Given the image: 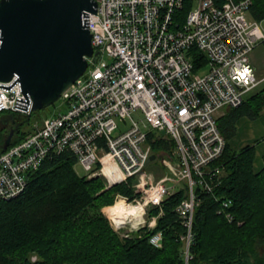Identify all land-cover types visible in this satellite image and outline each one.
<instances>
[{
    "label": "built area",
    "instance_id": "obj_1",
    "mask_svg": "<svg viewBox=\"0 0 264 264\" xmlns=\"http://www.w3.org/2000/svg\"><path fill=\"white\" fill-rule=\"evenodd\" d=\"M93 1L96 12L82 20L96 59L87 58L85 73L59 98V111L0 153V199L21 195L28 174L64 152L76 158L88 179H103L106 189L131 180L133 198L117 195L116 201L140 207L143 216L160 209L180 187L186 196L176 213L187 231L181 237L187 264L196 189L210 193L221 182V169L211 166L225 148L217 120L261 83L251 61L264 41L261 22L250 15L255 0ZM194 53L206 62L196 57V67ZM103 57L109 61H100ZM15 78L0 83V112L30 115V98L13 84ZM137 110L142 125L132 117ZM150 131L174 143L164 161L168 172L159 180L146 171L153 154ZM230 207L223 202L218 214L232 223ZM155 225L153 218L147 227ZM129 231L121 237L128 238ZM151 239L161 246L160 233Z\"/></svg>",
    "mask_w": 264,
    "mask_h": 264
},
{
    "label": "trees",
    "instance_id": "obj_2",
    "mask_svg": "<svg viewBox=\"0 0 264 264\" xmlns=\"http://www.w3.org/2000/svg\"><path fill=\"white\" fill-rule=\"evenodd\" d=\"M250 15L264 21V0L253 2ZM196 57L206 62L194 53L196 67L200 65ZM263 113L264 87L217 120L225 148L211 166L221 169V182L210 193L196 189L198 205L187 264H264V155L263 168L255 172L256 143L237 150L229 145L241 118L256 120ZM30 115L0 112V122H10L7 128L0 126V153L5 152L11 128L17 126L10 146L34 130L25 127ZM147 141L155 155L174 151L173 141L161 133L150 131ZM75 166L76 158L69 152L52 156L28 174L21 195L0 199V264H186L181 237L187 231L176 213L185 189L166 197L160 209H148V216L156 218L153 229L145 227L122 238L102 209L107 207L112 218L117 195L133 198L132 181L106 189L103 179L79 176ZM228 201L232 223L218 214ZM156 233L162 236L160 247L150 242Z\"/></svg>",
    "mask_w": 264,
    "mask_h": 264
},
{
    "label": "water",
    "instance_id": "obj_3",
    "mask_svg": "<svg viewBox=\"0 0 264 264\" xmlns=\"http://www.w3.org/2000/svg\"><path fill=\"white\" fill-rule=\"evenodd\" d=\"M93 0H0V83L16 77L32 111L46 109L80 78L97 53L82 18ZM8 89V87L2 86ZM10 129L3 149L14 137ZM156 159L152 154L148 163Z\"/></svg>",
    "mask_w": 264,
    "mask_h": 264
},
{
    "label": "rangeland",
    "instance_id": "obj_4",
    "mask_svg": "<svg viewBox=\"0 0 264 264\" xmlns=\"http://www.w3.org/2000/svg\"><path fill=\"white\" fill-rule=\"evenodd\" d=\"M260 26H261L262 31L264 32V21L261 22ZM251 59H252L251 60L252 61V64L258 68V70L260 71V74H264V46L263 45H258L253 50V52L251 54ZM102 60L103 61H109L108 58H106V57H103V58L100 59V61H102ZM263 87H264V81L263 82L261 81L260 85L256 88V90L257 89H261ZM60 103H61L60 101H57L56 103H54L53 105H51L50 107H48L46 109L39 110V111H32V114L30 115L29 120H28L27 124L25 125V127L26 128H29V129H35V126L36 125L41 126V124L43 123V121L46 118L54 115L57 111H59V109H60ZM132 117H133V119L136 122H138L140 125H142L143 115H142L141 110H137V111L133 112L132 113ZM171 155H172V153L171 154H166V153H162V152L161 153H158V161L156 160V161H153L154 164L153 163L152 164H149L148 167L146 168V171L152 173L154 175L155 180L161 179L168 172L167 167L164 166L165 165L164 164V161H166L167 158L171 157ZM75 172L79 176H84L85 175V172H84L83 168L81 166H79V165H76L75 166ZM131 187H132V185H131ZM132 189H134V188L132 187ZM119 196H121V195H119ZM108 207H110V206H108ZM105 208H107V207H104L102 209L104 215L109 219V221L111 223V227L113 228V230L115 232H117L119 234L120 237H121L120 233H122L123 231H128L129 229H130L129 235H132L134 233L139 232L142 228L147 227L148 224L152 221V219L155 218V217H149L148 216V213H147L146 215L142 216L143 217V218H141L142 221L140 220V222L138 221L139 223L135 224L136 225L135 228H133L134 227V225H133V227H129L128 226V227L124 228V230H118L116 228V226H115V223H116L115 221L116 220H114L113 218H111L107 214ZM117 223L118 224H123V223H120V222H117ZM132 223H134V222H132ZM237 225L239 226V225H241V223L240 222H237ZM154 236H152V237H154ZM151 238H150V242L152 240ZM34 259L35 258H33V260Z\"/></svg>",
    "mask_w": 264,
    "mask_h": 264
},
{
    "label": "crops",
    "instance_id": "obj_5",
    "mask_svg": "<svg viewBox=\"0 0 264 264\" xmlns=\"http://www.w3.org/2000/svg\"><path fill=\"white\" fill-rule=\"evenodd\" d=\"M252 60V59H251ZM253 65V64H252ZM256 77L260 81H264V74L254 66ZM10 124L9 120L5 123L0 122L4 128ZM256 143L254 170L260 171L263 168V155H264V113L256 120H250L247 117L241 118L237 122V130L235 136L229 140V145L233 150L240 149L244 146Z\"/></svg>",
    "mask_w": 264,
    "mask_h": 264
},
{
    "label": "bare ground",
    "instance_id": "obj_6",
    "mask_svg": "<svg viewBox=\"0 0 264 264\" xmlns=\"http://www.w3.org/2000/svg\"><path fill=\"white\" fill-rule=\"evenodd\" d=\"M182 190V188H176V191ZM175 191V192H176ZM186 195V193H185ZM111 216L115 222L120 223H131L136 226L135 224L143 218L142 209L137 206H128L123 203L121 200H117L114 204V207L111 210ZM142 221V220H141ZM134 222V223H132Z\"/></svg>",
    "mask_w": 264,
    "mask_h": 264
}]
</instances>
